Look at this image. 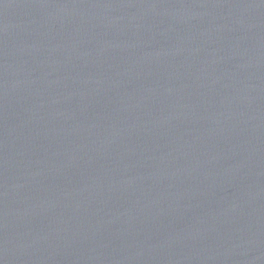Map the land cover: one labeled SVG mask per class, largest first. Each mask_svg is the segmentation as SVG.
Here are the masks:
<instances>
[{"label": "water", "instance_id": "obj_1", "mask_svg": "<svg viewBox=\"0 0 264 264\" xmlns=\"http://www.w3.org/2000/svg\"><path fill=\"white\" fill-rule=\"evenodd\" d=\"M0 264H264V0H0Z\"/></svg>", "mask_w": 264, "mask_h": 264}]
</instances>
